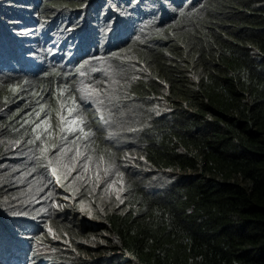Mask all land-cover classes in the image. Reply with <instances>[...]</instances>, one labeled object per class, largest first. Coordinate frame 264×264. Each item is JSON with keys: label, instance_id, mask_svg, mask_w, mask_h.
I'll list each match as a JSON object with an SVG mask.
<instances>
[{"label": "trees", "instance_id": "trees-1", "mask_svg": "<svg viewBox=\"0 0 264 264\" xmlns=\"http://www.w3.org/2000/svg\"><path fill=\"white\" fill-rule=\"evenodd\" d=\"M0 264H264V0H0Z\"/></svg>", "mask_w": 264, "mask_h": 264}]
</instances>
